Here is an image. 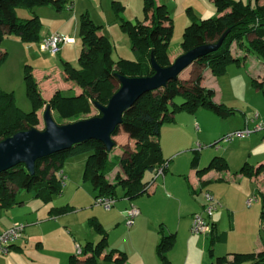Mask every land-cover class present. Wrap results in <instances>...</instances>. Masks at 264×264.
I'll list each match as a JSON object with an SVG mask.
<instances>
[{
	"label": "trees",
	"instance_id": "obj_1",
	"mask_svg": "<svg viewBox=\"0 0 264 264\" xmlns=\"http://www.w3.org/2000/svg\"><path fill=\"white\" fill-rule=\"evenodd\" d=\"M64 3V0H0V45L4 38L10 35L17 36L20 42L25 44L40 41L42 26L33 9L51 6L59 11ZM255 3L253 7L242 1L213 0L216 16L199 21L191 20L183 31L180 43L182 52L185 53L199 45L214 44L229 30L217 51L194 63L206 66L213 75L222 76L227 65L239 66L241 63V58L231 52L233 43L238 45L243 56L253 51L264 58V0H255ZM17 8L31 11L32 16L28 19L16 17ZM111 9L120 31L128 38L135 59H119L113 62L112 46L109 39L101 33L102 26L96 25L87 14L81 15L78 29L79 68L63 62L65 81L72 83L79 92L64 95L58 90L49 100H45L31 67L25 66L23 82L32 110L28 113L21 111L15 105L13 93L0 88V141L18 132L36 129L39 124L37 112L43 107L50 109L52 117L56 115L57 119L53 120L58 125L83 120L91 109H95V105H107L119 88L118 75L129 78L153 75L150 66L151 55L161 68L171 64L168 47L172 35V19L165 5L158 4L156 0H143L144 22L123 19V7L117 1L111 2ZM243 39H246L247 45H244ZM6 55V52L0 51V65L5 61ZM201 80L200 72L190 80L177 78L165 87L143 95L123 114L122 123L112 133V137L122 128L128 138L134 141V149H126L116 158L115 164L119 167V172L112 181L107 178L112 150L107 151L102 143L89 140L69 150L37 160L32 175L22 164L1 173L0 209L7 210L20 204L17 194L21 191L31 192L44 203L59 196L62 191V179L58 173L63 161L68 155L81 151L88 154L83 179L90 182L94 199L102 196L117 200L115 191L118 186L123 190V197L129 200L149 193L147 185L150 180H143V175L148 172L153 177L161 165L168 163L162 158L159 144V133L163 124L171 123L179 112L194 113L199 106L211 110L219 117H227L232 113V110L213 101L214 91L201 87ZM251 85L264 94L263 85L254 78L251 79ZM179 94L183 96L184 101L180 104L173 103V98ZM169 105L172 106L171 109ZM100 115L98 113L94 117ZM197 163L198 156L195 155L191 160V167L196 169ZM211 169L223 172L228 169V165L224 158L214 156L206 167L196 172L202 174ZM241 172L250 178L258 176L264 172V164L253 170L245 163ZM259 197L262 204L260 217L264 221V193L260 192ZM68 210V207H63L55 209V212L64 213ZM88 223L100 235V240L95 244L87 243L81 253L72 254L68 264H123L126 256L122 251L107 249V233L101 224L95 218L89 219ZM214 240L225 243L227 235L225 232L214 235ZM173 243L174 236L169 235L162 237L157 245V255L163 264L167 263L166 253ZM232 256V261L225 256L216 257L215 264H264V250L258 253H233Z\"/></svg>",
	"mask_w": 264,
	"mask_h": 264
},
{
	"label": "crops",
	"instance_id": "obj_2",
	"mask_svg": "<svg viewBox=\"0 0 264 264\" xmlns=\"http://www.w3.org/2000/svg\"><path fill=\"white\" fill-rule=\"evenodd\" d=\"M64 1V6H67L68 8L70 7L71 9L72 7H74V2H71V0ZM67 1H69L70 3H66ZM77 1L78 0H75V4L77 3ZM112 1L116 0H111V2ZM211 1L213 3V0ZM92 2L94 3L95 9L101 10L105 14H108V12L111 10L110 0H92ZM156 2L158 4L165 5L164 3H167V0H156ZM87 11L89 12V8L87 9ZM37 12L40 16L42 15L41 10ZM33 13L35 12L33 11ZM58 16L62 17L61 21L54 23L55 25L53 26V28L48 27V29L50 30L44 31L40 36V43L45 37L52 33H59L70 39V42L63 45L56 56H58L59 53L64 48H66V46L77 43L80 22L78 12L73 11L72 14ZM91 18L96 24H102L101 22H98L96 18L92 16V14ZM103 24L105 25V22ZM107 29L108 28L104 26V29L102 27L101 31V33H103L106 37L107 35L109 36V30ZM16 42H18L19 44L21 43L19 39H16ZM4 50L5 49L0 48V51ZM182 53L183 52L179 45L174 54L169 52L170 61L173 62V60ZM5 61L1 64V66H4ZM1 71L2 69L0 70V79ZM184 71L187 72V75L183 77H180L179 75L178 78L180 80L186 81L193 79L194 75L197 72H200L202 74L201 87L205 89H212L214 91L213 101L217 104H222L227 109L232 110V113L235 111V118H238L235 126L226 128V130L221 134H218V136L220 135V137H223L230 132L242 129L245 126L252 127L256 122L264 124V112L255 113L257 114L258 118L255 122H252L251 120L253 119L255 114L251 118H247L244 112L239 109H235L233 106L228 104V102H224L223 100H221V95L219 94L220 86L218 85L217 81L215 80L213 83L207 84V80L212 76V74L209 68H207L206 66H200L193 63ZM251 71L252 74H255V78H253L258 83H261L264 87V81L262 80L263 78L260 74L261 70H259V73L254 69H252ZM49 74H53L54 82H56V84H53V89H50L46 93L45 91H41V94L45 100H49L54 92L58 90L63 92L64 95H67L65 94V92L67 91L71 94H77L79 92L72 83L65 81L63 69L58 74L52 71L40 75H34L33 73L40 88H42L45 83L47 84V82H44V78L48 77ZM251 77L252 75H250V84ZM221 78H224V76H222ZM0 87L6 91L10 90V88H7L6 84H4L2 81L0 82ZM231 93L233 92L231 91ZM260 110L262 111L263 109ZM239 111L242 113L243 117H236V114H238ZM177 118L178 117L174 116V120L171 123H166L161 126L160 130L159 144L161 147L162 158L168 161V167L165 170L163 177L157 178L149 188V193L139 196V199L137 197V200L134 202L133 200H129L122 196V199L120 200H123V202L118 203V205L115 203L109 211H106L108 212V214L104 216L99 215L94 209H91L93 205L88 206L90 205V199L93 198L94 200L93 190L87 196L86 194H83V196L81 197L84 199L87 205L83 209L86 210L85 212L89 213V218H87L88 221L91 218H95L101 224L102 228L107 233V249H117L119 251H122L126 256L125 262L123 264H163V262L157 255L156 248L160 243L161 238L169 235L174 236V243L166 253V264H215L216 257L225 256L229 261H232L233 253H258L263 251L264 237L257 234V226L252 223V228L250 229L251 238L249 236L247 240L242 241L240 247L237 250L224 252L225 250L223 249L224 247H222V245L228 243L230 238H232V236L235 234V220L233 219V213L230 211V209H232V207L230 206L231 202L230 200H227L224 192L222 193V191L224 190L221 191L218 186H221V183L225 181L230 182L234 180L233 184L238 190H236V194L232 200H236L242 205L245 204V202L251 195H253V198L257 200V195L259 196L260 192L264 193V172L258 176H252L250 178L245 176L241 172V168L246 163L251 166L253 170H255L257 167L264 163L259 164L258 166L250 165L248 162H246V158L242 156L239 148H237L235 145V148L238 149V152H236L235 149V173H233V176L231 175L228 164L230 163V158H227L228 156L224 154H220L218 148L215 149L216 151H202L203 148L199 151L195 150L194 153L196 152L195 155L198 156L197 168L193 169L190 166L188 170L182 169L181 166L184 162L182 163V160L180 159L182 156L187 155L188 153L186 151H189L191 148L188 145L184 146L185 148H182V145H185V143L188 142V139L184 138V135H186V130H183L185 129V126L181 130L178 127L179 124ZM191 118H194L193 120L196 119V117ZM185 119L187 121L189 120L188 118ZM191 124L188 123L187 125L189 129L192 126ZM164 126L169 127H166L167 129L162 131L163 128H165ZM204 134V137H206L208 131L206 130ZM204 137L202 136V140L204 139ZM262 138L264 139V137ZM126 139L129 142L131 141L134 146L133 140L129 139L128 136ZM263 141L264 140H262L261 142ZM205 142L211 143V140H207ZM214 144H212L211 146H213ZM127 149L133 150L134 147L132 149ZM182 152L186 153L181 155ZM122 154L123 151L121 150L119 154H116V156L118 157ZM216 155H219L220 157L222 156V158H224L228 165V169L223 172H217L211 169L206 171L205 173L197 174L196 170L206 167L208 164L206 166L202 165H205L210 157L213 158ZM60 172H62L66 179H68L64 171L60 170ZM224 176L226 179H224ZM151 178L152 175L149 174V179L145 181L151 180ZM78 188H80L79 185L76 186V190ZM25 192L27 194H30V196L27 195V198L21 201L20 204L15 205L11 209L7 210L0 209L4 214L3 217L5 220L0 226V233L16 222L23 223L25 225L22 237L10 247L8 254L0 255V264H35L36 262L26 257L24 253V249H26V247L30 245H35L37 252H45L51 256V261L48 264H68L69 257L72 255H69L71 253L72 243L70 241H66L64 243L65 245H63L60 249L55 243L57 235L62 234L66 237H72L71 232H68L67 230L68 227L70 228V225L67 222H64V219L66 218L67 214L73 212V209H71L68 204L61 207H52L48 211L44 209L45 207H39V205H36L34 210L33 208L29 209V204H31L32 202H36L34 200H38L43 204H48L52 200L48 203H44L39 198L34 197L31 192ZM77 192L80 191H76V193ZM204 192L211 193L214 198L219 201L221 207H219L215 211L212 218L213 227L211 234L213 235H192L190 233L191 218L194 213L201 211L204 204ZM89 196L91 198H89ZM25 204L27 205L25 206ZM115 205L116 209L113 211ZM132 205L138 209L139 214L134 219L133 225L127 227L125 212ZM63 207H68L69 210L64 213L55 212V209H60ZM9 210H12V212L9 213ZM225 211L227 212L228 216V226L222 220V216L224 215L223 212ZM59 223L62 226H60ZM222 232H225L227 235V240L225 243H219L214 240V235L220 234ZM87 243L95 244L94 240H91V242ZM76 245L80 247L79 244H75L74 248L76 247ZM105 253L106 251L103 254ZM59 255H61V258L57 259ZM67 255H69L68 258Z\"/></svg>",
	"mask_w": 264,
	"mask_h": 264
},
{
	"label": "rangeland",
	"instance_id": "obj_3",
	"mask_svg": "<svg viewBox=\"0 0 264 264\" xmlns=\"http://www.w3.org/2000/svg\"><path fill=\"white\" fill-rule=\"evenodd\" d=\"M116 1L123 7L121 14L123 19L130 22H134L136 20L141 22L145 21V17L142 11L143 0ZM235 1H242L243 3L249 4L253 7L256 5L255 0ZM71 2H74V7H72V9L70 7L68 8L67 6H64L65 3L63 5V8L59 11L51 6L37 7L33 9V11L35 12L34 14L38 16L42 26L40 30V36L44 31L50 30L48 29V27L53 28V26L55 25L54 23L61 21L62 17H59L58 15L72 14V12L74 11L78 12L79 18L81 15L87 14L89 18L94 22V20L91 18L92 14V16H94L98 22L102 23L96 24L94 22L96 25L102 26L103 29L104 26H106V28H108L107 30H109V36L107 35V38L109 39L112 46V61L116 62L119 59H135L136 56L130 49L128 38L120 31L111 7V10L108 12V14H105L103 13V11L94 8V3L92 2V0H78L76 4L75 0H71ZM66 3L69 4L70 2L67 1ZM164 4L169 12V16L172 19V35L169 41L168 48L169 52L173 54L178 49L182 41L185 26H188L191 23L192 19H196L199 21L216 16V9L211 0H167V3ZM88 8L89 12L87 11ZM39 10L42 11L41 16L37 12ZM15 15L20 19H28L32 16V12L17 8L15 9ZM104 22L105 25L103 24ZM16 39L18 38L15 35L7 36L6 38H4L0 45V48L5 49L4 51L7 53V59L4 66L0 65V70L2 69L0 80L4 84H6L7 88H10V90L6 91L1 87L0 88L6 92L13 93L15 105L17 106V108H19L24 113H28L32 110V105L26 96L25 84L23 82L24 67H31L32 73H34V75L44 74L49 71L58 74L63 69V62H68L73 67L79 68L78 55L80 51V42L77 38L76 44L68 45L59 53L58 56H52L49 52L41 49L40 41L30 44L21 42L19 44L18 42H16ZM242 41L244 45H247L246 39H243ZM231 52L241 58L240 65H227L225 72L222 75L224 76V78H221L222 76H216L212 74V76L208 78L207 84L213 83L216 80L218 85L220 86L219 94L221 95V100H223L224 102H228V104L233 106L235 109H239L244 112L247 118H251L255 113L264 112V95L262 94V91H257L256 89L252 88L250 84V75H252L251 79L253 77L255 78V74H252V69L256 70L258 73L259 70H261L260 74L262 75V80L264 81V58L253 51L249 52L246 56H243L242 51L236 43L232 44ZM186 75L187 72L184 71L180 74V77ZM44 82H47V84L45 83V85L40 88V91H45V93L50 89H53V84H56V82H54L53 74H49L48 77L44 78ZM231 91L233 93H231ZM65 94L70 95L71 93L67 91L65 92ZM183 101L184 98L180 94L173 98V103L175 104H180ZM44 108L45 107L38 110L37 112L39 124L36 129L38 130L44 129L42 118ZM169 108L171 109L172 106L169 105ZM260 109L263 110L261 111ZM98 113L99 112L96 108L91 109L90 113L87 116L83 117V120L94 117ZM175 116L178 117V127L182 130L185 126V129H183L186 130V135H184V138L188 139V142L185 143V145H182V148H185L184 146L186 145L190 146L191 148L189 151H186L188 154L182 156L180 159L182 160V163L184 162L181 166L182 169L188 170L190 168L191 160L196 153H194V151L197 150V144H200L203 147L202 151H216L215 149L218 148L220 154L228 156L227 158H230V163L228 164L232 176L234 175L233 173H235V149L236 152H238L237 148H239L242 156L246 158V162H248L250 165L258 166L259 164L264 163V141L261 142L262 140H264L262 138L264 137V132L251 134L249 137L244 139H234L232 142L228 143L222 141V138L224 136H218V134L224 132L226 128L235 126V123H237L238 121V118H235V111L233 113H230L227 117H219L215 115L211 110L199 106L193 114L181 112L177 113ZM239 116L243 117L240 111L238 112V114H236V117ZM191 117H196V119L193 120L194 118ZM53 118L54 120L57 119L56 115H53ZM185 118H188L189 120L187 121ZM188 123H192L190 129L187 126ZM164 127L165 128H163L162 131L167 129L166 127L169 126ZM204 128L208 131L206 137H204V132H206ZM202 136L204 137L203 140ZM126 138L127 135L124 133L122 128L119 129V132L116 136L112 137L113 141L115 142V147L111 151L112 155L110 154L109 156V166L111 168L109 167V171L107 173V178L111 181L114 179L116 173L119 172V167L115 164L117 158L116 154H119L121 150L124 152L127 148L132 149L134 147L133 143L131 141H127ZM207 140H211V143H206L205 141ZM212 144L214 145L211 146ZM235 145L237 148H235ZM186 152H182L181 155L185 154ZM87 156L88 154L85 151L68 155L64 159L61 167V170L64 171L65 175H67L68 178L64 179V182L62 183V193L59 196L54 197L48 204H43L38 200H34L36 202H32L28 206L29 209L33 208L34 210L36 205H39V207H45L44 209L48 211L52 207H61L68 204V206L73 209V212L67 214L66 218L64 219V222H67L70 225V228L68 227L67 230L68 232H71L73 238L68 236L67 238L66 236L60 234L56 236L57 239L55 243L60 249L63 245H65L64 243L66 241H70L72 243V248L69 255L76 254V250L74 248L75 244H79L80 247L84 249L87 242H91V240H94V243H97L100 240V236L97 234L94 227L92 225H89L88 223L87 218H89V213L85 212L86 210L83 209L87 205L84 199L81 197L83 196V194H86L87 196L92 191L90 182L83 179V170ZM211 158L212 157H210V159ZM210 159L205 163V165L202 166H206ZM147 179H149L148 172L143 175V180ZM224 179H226L225 176ZM233 181H225L221 183V186H218L221 191L224 190L222 191V193L224 192L227 200H230V206L232 207L230 211L233 213V219L235 220V234L232 236V238H230L228 243L222 245V247H224L223 249L225 250L224 252L237 250L240 247L242 241L247 240L249 236L251 238L250 229L252 228V223L257 226V234L264 237V221H262L260 217V212L262 209L260 197L257 195V200L252 202L250 206L247 205V201L244 205H242L236 200H232L236 194V190H238L234 186ZM75 184L79 185L80 188L76 190L77 185ZM76 191L80 192L76 193ZM115 194L117 197L115 203L118 205V203L123 202V200H120L123 196V191L120 186L116 188ZM27 195L30 196V194H27L25 191H21L17 194V201L20 202L25 200L27 198ZM253 197L254 196L251 195L248 199H254ZM89 198L91 197L89 196ZM136 200L137 198L133 199V202ZM26 205L27 204H25V206ZM91 205H93L91 209H94L99 215L104 216L108 214V212L104 211L100 206L95 205L94 207L93 198L90 199V205L88 206ZM115 209L116 205L113 211ZM8 212L10 213L12 212V210H9ZM223 213L224 215L222 214V220L228 226L227 212L225 211ZM3 215V212L0 210V226L2 225V222L5 221ZM60 226L62 225L60 224ZM24 251L25 256L34 260L36 262L35 264H48L51 261V256L45 252H37L35 245L26 247ZM69 255H67V258ZM59 258H61V255L57 257V259Z\"/></svg>",
	"mask_w": 264,
	"mask_h": 264
},
{
	"label": "water",
	"instance_id": "obj_4",
	"mask_svg": "<svg viewBox=\"0 0 264 264\" xmlns=\"http://www.w3.org/2000/svg\"><path fill=\"white\" fill-rule=\"evenodd\" d=\"M228 32L229 30L214 44L199 45L182 53L165 68L159 67L151 55L153 75L149 77L129 78L118 75L119 88L107 105H95L100 116L58 125L53 120L50 109L45 108L42 116L43 130L32 128L0 141V174L22 164L32 175L37 160L69 150L89 140L98 141L107 151H111L115 147L112 133L121 125L123 114L143 95L165 87L195 61L217 51Z\"/></svg>",
	"mask_w": 264,
	"mask_h": 264
},
{
	"label": "built area",
	"instance_id": "obj_5",
	"mask_svg": "<svg viewBox=\"0 0 264 264\" xmlns=\"http://www.w3.org/2000/svg\"><path fill=\"white\" fill-rule=\"evenodd\" d=\"M70 42V39L59 33H52L45 37L41 43V49L49 52L52 56H56L60 51L61 47ZM257 114L254 115L252 122L257 120ZM264 131V125L260 122L254 123L252 127L245 126L242 129L235 130L226 134L223 138V142H232L234 139H244L249 137L251 134ZM203 147L198 144L197 150H201ZM168 167V163L161 165L151 178L147 189L152 186L157 178L163 177L165 170ZM58 176L62 179V183L66 177L62 172L58 173ZM204 204L200 212L194 213L191 218L190 233L192 235L209 236L212 232V218L215 211L221 207L219 201L209 192L203 193ZM255 199H248L247 205L250 206ZM115 204V200L109 197H97L94 199V205L100 206L105 211H109ZM126 213V226L130 227L133 225L134 219L138 216L139 211L135 206H130ZM25 225L23 223H13L10 227L0 233V254L6 255L9 252L10 247L19 240L24 232ZM76 253H81V248L76 245Z\"/></svg>",
	"mask_w": 264,
	"mask_h": 264
}]
</instances>
